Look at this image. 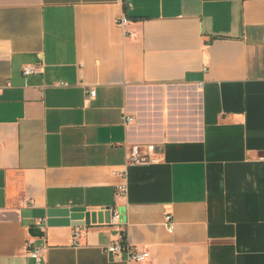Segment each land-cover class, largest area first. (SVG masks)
I'll list each match as a JSON object with an SVG mask.
<instances>
[{
  "label": "crops",
  "instance_id": "crops-1",
  "mask_svg": "<svg viewBox=\"0 0 264 264\" xmlns=\"http://www.w3.org/2000/svg\"><path fill=\"white\" fill-rule=\"evenodd\" d=\"M132 144L160 161L125 165ZM72 206L100 216L50 223ZM120 233L143 263L106 251ZM29 244L40 264H264V0H0V264H36Z\"/></svg>",
  "mask_w": 264,
  "mask_h": 264
},
{
  "label": "built area",
  "instance_id": "built-area-1",
  "mask_svg": "<svg viewBox=\"0 0 264 264\" xmlns=\"http://www.w3.org/2000/svg\"><path fill=\"white\" fill-rule=\"evenodd\" d=\"M119 26L124 30L125 26L129 23V19L125 15H120L118 20ZM125 36L135 37V33L125 31ZM43 65L42 64H27L22 67L23 76H28L30 74L36 72H42ZM58 86H68L69 84L66 82H58ZM96 94V91L93 87L88 89V97L93 98ZM132 121V118L128 115H123V124L127 125ZM160 161L158 154L156 153V148L154 145H145L140 146L138 144H132L129 147H125V165H147L153 164ZM117 194L120 196H124L127 192V188L125 184H120L116 186ZM25 203V202H24ZM25 205H29L25 203ZM111 217L109 220V224L111 226L122 225L121 217L119 212L116 210L110 209ZM165 226L169 232H172L173 225L170 214L165 216ZM79 228L75 227L73 230V240L76 241L77 236L79 235ZM30 251L29 256L33 258L36 264H40L42 262L41 250L43 247L32 244H29ZM106 251L108 253L113 254V257L116 260L125 259L129 262H138L143 263L148 257L147 250H140L130 243L127 242L123 233H120L118 239L112 242L110 245L106 247Z\"/></svg>",
  "mask_w": 264,
  "mask_h": 264
},
{
  "label": "water",
  "instance_id": "water-1",
  "mask_svg": "<svg viewBox=\"0 0 264 264\" xmlns=\"http://www.w3.org/2000/svg\"><path fill=\"white\" fill-rule=\"evenodd\" d=\"M110 209V207H107L105 210L107 213H110ZM48 215L50 217L52 215H59L61 217L59 220H51L50 223L53 224L58 223L71 226H83L95 223L96 217L100 216V212L97 213L95 210H90L85 206H72L50 209Z\"/></svg>",
  "mask_w": 264,
  "mask_h": 264
}]
</instances>
